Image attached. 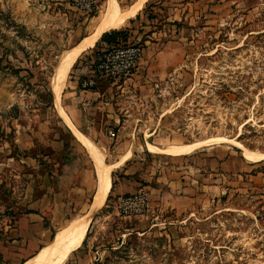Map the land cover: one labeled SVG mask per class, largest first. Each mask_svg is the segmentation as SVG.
<instances>
[{"label": "rangeland", "instance_id": "rangeland-1", "mask_svg": "<svg viewBox=\"0 0 264 264\" xmlns=\"http://www.w3.org/2000/svg\"><path fill=\"white\" fill-rule=\"evenodd\" d=\"M106 1L85 15L72 0H0V240L27 211L41 212L52 237L89 210L94 161L55 109L51 80ZM115 31L77 59L61 92L74 127L113 166L104 205L63 264H264V159L247 162L229 144L179 157L146 150L220 137L264 154V0H146ZM127 45L139 61L124 81L102 84L105 110L74 103L95 55ZM229 154V167L215 166ZM140 192L148 212L121 213L117 200Z\"/></svg>", "mask_w": 264, "mask_h": 264}, {"label": "bare ground", "instance_id": "bare-ground-1", "mask_svg": "<svg viewBox=\"0 0 264 264\" xmlns=\"http://www.w3.org/2000/svg\"><path fill=\"white\" fill-rule=\"evenodd\" d=\"M146 0L136 2L128 9H122L115 0H107L103 5L98 18L93 21L92 33L82 38L72 49L61 54L55 70V76L51 80V91L54 97L55 109L63 122L77 138L79 144L85 148L94 161V170L97 179V189L90 203L87 214L72 220L66 226L57 230L49 241L48 245L42 248L33 258L25 264H63L66 259L80 249L88 226L92 220L93 212L104 205L111 188V170L113 166H107L98 155L97 149L85 139L74 127L61 106V92L63 90L66 77L77 59L86 51L93 48L98 39L110 30H119L122 25L141 11ZM68 98V97H67ZM67 102V99H65ZM209 144H229L242 152V157L247 162H259L264 159V154L250 152L233 140L215 137L204 142H195L184 145H173L163 149L150 144L146 145L149 154L179 157L191 154L202 146ZM131 151L124 155L117 166H122L128 159Z\"/></svg>", "mask_w": 264, "mask_h": 264}, {"label": "crops", "instance_id": "crops-1", "mask_svg": "<svg viewBox=\"0 0 264 264\" xmlns=\"http://www.w3.org/2000/svg\"><path fill=\"white\" fill-rule=\"evenodd\" d=\"M77 84L78 83L76 82L75 87L73 88V94L75 97L74 103H81L84 109L94 104L93 106L96 111L105 110V107L108 106V99L102 93L106 92L109 87L101 84L98 91L87 92L80 90ZM90 110L94 109L90 107ZM79 112L81 113L80 110ZM215 158L218 161L215 165L216 167L222 160L224 162L221 165L226 167L231 163L230 161H234L236 159L235 156H232V154L228 155V159L226 161L224 159H220L219 156H215ZM244 166L245 164L241 162L240 171ZM180 187L185 189L186 184H181ZM173 189L176 190L177 188ZM170 193L172 194L173 190H171ZM181 199V196L175 197V201L172 203L184 201V199ZM53 206H55V209H63L64 204L63 202H57V204H53ZM9 234L10 236L6 240H0V264H24L33 258L52 238L50 231L45 229L43 226L41 212H37V210L27 211L25 215L18 217Z\"/></svg>", "mask_w": 264, "mask_h": 264}, {"label": "built area", "instance_id": "built-area-1", "mask_svg": "<svg viewBox=\"0 0 264 264\" xmlns=\"http://www.w3.org/2000/svg\"><path fill=\"white\" fill-rule=\"evenodd\" d=\"M73 6L85 15H90L96 10L95 0H72ZM140 52L136 46H116L98 52L86 66L87 74L79 80L78 87L82 91L95 92L101 84H117L135 70L139 61ZM113 137L112 131H108ZM121 213L129 216L141 215L148 212L149 200L145 192H140L117 200Z\"/></svg>", "mask_w": 264, "mask_h": 264}, {"label": "trees", "instance_id": "trees-1", "mask_svg": "<svg viewBox=\"0 0 264 264\" xmlns=\"http://www.w3.org/2000/svg\"><path fill=\"white\" fill-rule=\"evenodd\" d=\"M110 31H112V32L108 31V33L106 32L107 34L104 33L101 36V40H100L101 43L105 42V43L111 44L112 42H114L115 38H118L119 36H122L121 33L116 32L115 30H110Z\"/></svg>", "mask_w": 264, "mask_h": 264}, {"label": "water", "instance_id": "water-1", "mask_svg": "<svg viewBox=\"0 0 264 264\" xmlns=\"http://www.w3.org/2000/svg\"><path fill=\"white\" fill-rule=\"evenodd\" d=\"M58 65V64H57ZM57 67V66H56ZM56 70V68H55ZM55 70H54V76H55ZM93 202V198H92V201ZM101 208H99L98 210H96L95 212H93V218L96 216V214L98 213V211L100 210Z\"/></svg>", "mask_w": 264, "mask_h": 264}]
</instances>
